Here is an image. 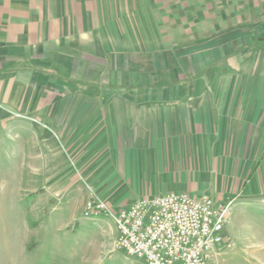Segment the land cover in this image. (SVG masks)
Instances as JSON below:
<instances>
[{
	"label": "crops",
	"instance_id": "0c3cea01",
	"mask_svg": "<svg viewBox=\"0 0 264 264\" xmlns=\"http://www.w3.org/2000/svg\"><path fill=\"white\" fill-rule=\"evenodd\" d=\"M68 105L91 121L83 206L170 192L229 206L264 165V1L0 0L1 130L25 139ZM38 169L46 183L45 149Z\"/></svg>",
	"mask_w": 264,
	"mask_h": 264
},
{
	"label": "rangeland",
	"instance_id": "374dc122",
	"mask_svg": "<svg viewBox=\"0 0 264 264\" xmlns=\"http://www.w3.org/2000/svg\"><path fill=\"white\" fill-rule=\"evenodd\" d=\"M80 94L88 97L85 89ZM64 110L61 122L32 123V136L25 139L0 127V264H145L117 248L118 209L110 203L109 213L80 219L84 203L72 191L86 193L81 158L91 149V121H71L72 105ZM29 144L36 158L31 165L37 172L28 165L33 176L23 164L22 149ZM40 149L47 152L46 183L39 177ZM260 152L255 159L261 161ZM255 175L254 188L229 203L218 264H264L263 164Z\"/></svg>",
	"mask_w": 264,
	"mask_h": 264
},
{
	"label": "built area",
	"instance_id": "2783aa9c",
	"mask_svg": "<svg viewBox=\"0 0 264 264\" xmlns=\"http://www.w3.org/2000/svg\"><path fill=\"white\" fill-rule=\"evenodd\" d=\"M108 211L106 202L92 199L82 215L96 219ZM227 213L228 205L187 193L144 198L115 212L116 246L145 264H218L216 250L223 243Z\"/></svg>",
	"mask_w": 264,
	"mask_h": 264
}]
</instances>
